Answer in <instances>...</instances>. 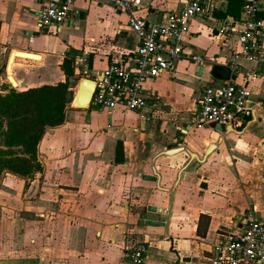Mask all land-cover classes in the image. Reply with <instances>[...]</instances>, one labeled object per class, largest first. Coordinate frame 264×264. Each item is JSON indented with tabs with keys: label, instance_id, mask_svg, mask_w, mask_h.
<instances>
[{
	"label": "crops",
	"instance_id": "obj_1",
	"mask_svg": "<svg viewBox=\"0 0 264 264\" xmlns=\"http://www.w3.org/2000/svg\"><path fill=\"white\" fill-rule=\"evenodd\" d=\"M45 1L0 0V49L42 56L37 62L43 63L44 82L21 90L65 82L61 65L73 57L74 99L82 77L96 81L107 65L135 56L138 39L128 15L109 0H76L79 14L59 32L37 25ZM142 1L139 13L161 23L187 0ZM210 3L213 12L188 24L183 47L189 57L145 84L149 119L121 107L78 108L72 100L64 123L48 129L38 145L42 171L30 179L4 174L0 210L9 217H0V264H129V247L136 242L149 245L146 264H210L220 225L252 206L264 215V69L248 85L260 104L248 127L223 134L215 123L194 124L203 88L224 81L210 74L213 65H226L235 46L219 33L235 18L227 14L228 0ZM49 33L61 34L56 47ZM82 57L87 63L79 66ZM17 60L14 76L18 64L36 62ZM239 62L237 81L243 83L252 64ZM17 80L21 86L32 78ZM212 144L217 147L205 161L194 159L185 168L187 151L202 159ZM182 146L172 155L161 153ZM172 190L168 227L143 224L141 215L161 216L157 209L169 206Z\"/></svg>",
	"mask_w": 264,
	"mask_h": 264
},
{
	"label": "built area",
	"instance_id": "obj_2",
	"mask_svg": "<svg viewBox=\"0 0 264 264\" xmlns=\"http://www.w3.org/2000/svg\"><path fill=\"white\" fill-rule=\"evenodd\" d=\"M75 1H45L38 10V27H54L59 32L74 15L79 14ZM109 1L127 13L128 27L138 39V46L129 61L111 63L102 69L91 103L102 109L121 107L136 111L147 120L146 109L150 105L145 84L171 69L179 58L189 57L183 47L188 24L215 8L211 0H187L181 8L167 12L163 22L151 23L139 13L142 0ZM219 33L235 44L226 63L230 76L218 85L203 88L199 108L194 113V124L202 127L212 122L244 130L255 121L256 109L260 105L250 97L248 85L261 77L264 69L263 0H244L240 16L226 20ZM190 57L199 63L204 62L201 55ZM242 59L249 61L252 67L245 74V82L240 83L237 76ZM86 63L87 57L77 62L79 66ZM191 127L188 125L187 128ZM148 252L147 243H133L129 247V264H146ZM209 260L210 264H264V215L259 214L256 206L234 215L227 224L218 227Z\"/></svg>",
	"mask_w": 264,
	"mask_h": 264
},
{
	"label": "trees",
	"instance_id": "obj_3",
	"mask_svg": "<svg viewBox=\"0 0 264 264\" xmlns=\"http://www.w3.org/2000/svg\"><path fill=\"white\" fill-rule=\"evenodd\" d=\"M242 0H228L227 14L238 18ZM74 58L64 60L61 70L65 82L42 84L26 90L4 86L0 91V183L6 172L22 179L33 178L42 171L38 145L45 132L62 125L73 100L77 76ZM91 65V64H90ZM122 144L117 148L116 162Z\"/></svg>",
	"mask_w": 264,
	"mask_h": 264
},
{
	"label": "water",
	"instance_id": "obj_4",
	"mask_svg": "<svg viewBox=\"0 0 264 264\" xmlns=\"http://www.w3.org/2000/svg\"><path fill=\"white\" fill-rule=\"evenodd\" d=\"M15 50L16 49L10 50L9 55L7 57V63H6L7 79L13 88H15L16 86H14L15 82L12 81V76L9 74V63H10L11 57H12L13 53L15 52ZM210 74L215 79L228 80L229 76H230V70L226 65L216 64V65H213V67L210 71ZM101 75L102 74L100 73L99 77ZM95 86H96L95 80L88 79V78H82L79 82V85L77 86L72 105L74 107H78V108L90 107L91 99H92V96H93V93L95 90ZM217 131H220L223 134H227V133L232 132V131L236 132L231 126H224V125H218ZM216 147H217L216 144L210 145V147L208 148L207 152L205 153V155L203 156L202 159H200V157L197 154L192 153L190 151H187L191 158L188 161V163L185 165V168L194 159H196L197 161H205L207 159V157L216 149ZM182 150H185V148L183 146L179 147V148L165 149L161 153L164 155H172V154L177 153L178 151H182ZM183 171H184V169H182L180 171L176 185L178 184V182L182 178ZM173 198H174V191L172 190L171 200H170L169 206L168 207H159L157 209V213L161 214V216H157V215L149 214V213H147L145 215H141L140 217H141L142 223L146 224V225H151V226H164L167 228L169 225L170 216H171V212H172Z\"/></svg>",
	"mask_w": 264,
	"mask_h": 264
},
{
	"label": "rangeland",
	"instance_id": "obj_5",
	"mask_svg": "<svg viewBox=\"0 0 264 264\" xmlns=\"http://www.w3.org/2000/svg\"><path fill=\"white\" fill-rule=\"evenodd\" d=\"M49 39L53 43L54 47L59 43L61 34L58 36L51 35L49 33ZM9 49H0V89H3L4 86H7L8 88H11L12 85L9 83L7 79V74H6V63H7V57L9 55ZM42 68H43V63L40 62H33L32 64H26V65H17L15 66V76L19 80H24V79H30L32 80L29 83L22 82L21 86L15 87L16 90H21L24 87H28L29 85H36L44 82V80L41 79V73H42ZM82 78H87L86 76ZM1 93H6V91H0ZM5 216L4 219H7L8 213L6 211L0 210V217Z\"/></svg>",
	"mask_w": 264,
	"mask_h": 264
},
{
	"label": "bare ground",
	"instance_id": "obj_6",
	"mask_svg": "<svg viewBox=\"0 0 264 264\" xmlns=\"http://www.w3.org/2000/svg\"><path fill=\"white\" fill-rule=\"evenodd\" d=\"M27 51H22V50H15V52L13 53L10 63H9V74L12 76V81L15 82L16 87L19 86L18 80L17 78H15L13 72V67L15 64H17L16 62L18 61L17 59H33L36 61H41L42 60V56L39 54H34V53H30Z\"/></svg>",
	"mask_w": 264,
	"mask_h": 264
}]
</instances>
